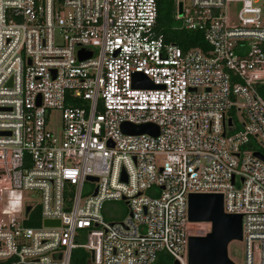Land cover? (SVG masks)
<instances>
[{"label":"built area","instance_id":"1","mask_svg":"<svg viewBox=\"0 0 264 264\" xmlns=\"http://www.w3.org/2000/svg\"><path fill=\"white\" fill-rule=\"evenodd\" d=\"M158 1L0 0V264H188L189 192H222L264 264V0H174L186 48Z\"/></svg>","mask_w":264,"mask_h":264},{"label":"water","instance_id":"2","mask_svg":"<svg viewBox=\"0 0 264 264\" xmlns=\"http://www.w3.org/2000/svg\"><path fill=\"white\" fill-rule=\"evenodd\" d=\"M90 53L79 52L80 57ZM139 75V74H136ZM143 86L156 87L152 81L144 78ZM122 129L129 133H158V126L152 122L133 123L124 121ZM254 153L264 160V153ZM89 178H95L89 176ZM29 209V206H27ZM188 218L191 221H210V230L205 234H192L188 243V264H236L228 254V243L242 238V214L226 212L223 209L222 192H189ZM59 220L46 219L45 224H56Z\"/></svg>","mask_w":264,"mask_h":264},{"label":"rangeland","instance_id":"3","mask_svg":"<svg viewBox=\"0 0 264 264\" xmlns=\"http://www.w3.org/2000/svg\"><path fill=\"white\" fill-rule=\"evenodd\" d=\"M53 123L58 124L60 120V114L57 110L53 111ZM264 150V149H263ZM32 192L30 196L31 200L34 202L40 201V196L34 191H27V194ZM128 212V205L123 200H110L104 204L103 214L107 219L120 218L123 217ZM189 229L196 232L195 234H205L210 230V223L199 221L189 224ZM228 254L229 256L238 264H243L245 260V247L244 242L241 239H233L228 243ZM172 260V259H171ZM171 260H166L169 262ZM150 264H162L160 261L156 260Z\"/></svg>","mask_w":264,"mask_h":264},{"label":"trees","instance_id":"4","mask_svg":"<svg viewBox=\"0 0 264 264\" xmlns=\"http://www.w3.org/2000/svg\"><path fill=\"white\" fill-rule=\"evenodd\" d=\"M173 4L174 0L158 1L157 27L159 30L165 34L168 40H172L184 48L195 45L205 46L206 41L201 31L176 27L178 23L172 14ZM259 89L264 96V82L260 84ZM158 261L161 262V258Z\"/></svg>","mask_w":264,"mask_h":264},{"label":"clouds","instance_id":"5","mask_svg":"<svg viewBox=\"0 0 264 264\" xmlns=\"http://www.w3.org/2000/svg\"><path fill=\"white\" fill-rule=\"evenodd\" d=\"M23 209V196L19 192H11L9 194L8 205L5 208V212L8 214H15Z\"/></svg>","mask_w":264,"mask_h":264}]
</instances>
